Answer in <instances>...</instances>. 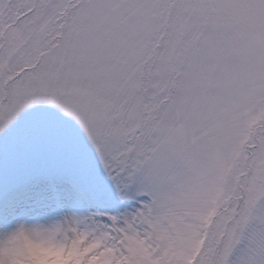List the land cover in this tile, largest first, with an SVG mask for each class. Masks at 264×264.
<instances>
[{
	"label": "snow or ice",
	"instance_id": "obj_1",
	"mask_svg": "<svg viewBox=\"0 0 264 264\" xmlns=\"http://www.w3.org/2000/svg\"><path fill=\"white\" fill-rule=\"evenodd\" d=\"M0 264H264V0H0Z\"/></svg>",
	"mask_w": 264,
	"mask_h": 264
}]
</instances>
